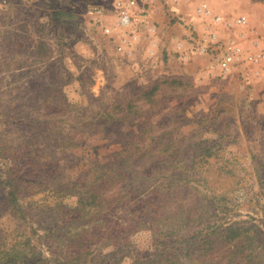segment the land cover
<instances>
[{
  "label": "rangeland",
  "instance_id": "1",
  "mask_svg": "<svg viewBox=\"0 0 264 264\" xmlns=\"http://www.w3.org/2000/svg\"><path fill=\"white\" fill-rule=\"evenodd\" d=\"M116 1L0 0V252L264 264V74L191 53L200 0H158L153 38L118 28ZM259 1L208 0L264 33Z\"/></svg>",
  "mask_w": 264,
  "mask_h": 264
},
{
  "label": "built area",
  "instance_id": "2",
  "mask_svg": "<svg viewBox=\"0 0 264 264\" xmlns=\"http://www.w3.org/2000/svg\"><path fill=\"white\" fill-rule=\"evenodd\" d=\"M134 5L133 0H117L114 3L113 12L116 16V26L118 28L148 25L143 17L144 14L134 11ZM91 13L96 23L102 24L104 22L105 16L102 8H95L91 10ZM194 16L204 26L202 32L204 38L201 43L197 42L195 47L192 46L191 53L211 54L215 61L222 64L221 69L216 74L220 76L229 75L230 69L235 64L250 67L256 75L264 74V33L249 28L245 17L239 16L227 20L219 14H213L208 0H200L194 10ZM262 27L264 28V22ZM219 28L232 32L236 31V37L234 39L220 38L216 33ZM103 29L106 34H110V29ZM155 31V27L149 24L147 28L149 38L154 37ZM191 37L190 39H192ZM152 42L154 45L157 43ZM181 47L182 44L178 43L177 48L181 49ZM218 52H220V55Z\"/></svg>",
  "mask_w": 264,
  "mask_h": 264
},
{
  "label": "crops",
  "instance_id": "3",
  "mask_svg": "<svg viewBox=\"0 0 264 264\" xmlns=\"http://www.w3.org/2000/svg\"><path fill=\"white\" fill-rule=\"evenodd\" d=\"M134 1V11L136 13H142L144 14V19L146 20V22L148 23V25H143L144 28H148L149 24H153L155 23V19L153 18V14L157 11L156 10V7L157 9H159V6L157 5V1L158 0H133ZM160 1V0H159ZM167 1V4H172V7L170 9H172V11H178V5H183V1L184 0H166ZM182 1V2H181ZM174 2H176V5L174 4ZM181 2V3H180ZM161 1H160V7L162 10H164V5L162 4L161 5ZM261 5V8H262V13L264 14V1H259V3ZM103 11L105 12L104 8H102ZM168 11V10H167ZM194 15V14H193ZM261 15V13H260ZM259 16V15H258ZM257 16V17H258ZM194 19L195 16H193ZM192 17V18H193ZM263 19V18H262Z\"/></svg>",
  "mask_w": 264,
  "mask_h": 264
},
{
  "label": "trees",
  "instance_id": "4",
  "mask_svg": "<svg viewBox=\"0 0 264 264\" xmlns=\"http://www.w3.org/2000/svg\"><path fill=\"white\" fill-rule=\"evenodd\" d=\"M10 185V196L14 197L18 190V185L15 182V179L9 180ZM15 203V202H13ZM2 253L0 263L3 264H15L16 262H22L21 260L30 253V249L25 251L23 248H19L16 244L11 246L6 251H1Z\"/></svg>",
  "mask_w": 264,
  "mask_h": 264
}]
</instances>
